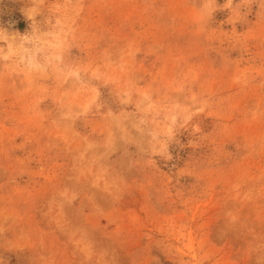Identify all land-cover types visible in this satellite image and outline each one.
<instances>
[{
  "label": "rangeland",
  "instance_id": "rangeland-1",
  "mask_svg": "<svg viewBox=\"0 0 264 264\" xmlns=\"http://www.w3.org/2000/svg\"><path fill=\"white\" fill-rule=\"evenodd\" d=\"M0 264H264V0H0Z\"/></svg>",
  "mask_w": 264,
  "mask_h": 264
}]
</instances>
